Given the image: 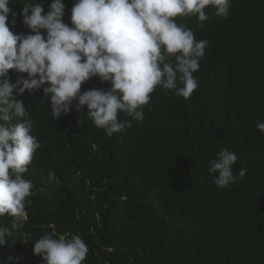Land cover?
Wrapping results in <instances>:
<instances>
[{
    "label": "trees",
    "instance_id": "trees-1",
    "mask_svg": "<svg viewBox=\"0 0 264 264\" xmlns=\"http://www.w3.org/2000/svg\"><path fill=\"white\" fill-rule=\"evenodd\" d=\"M27 2L10 4L14 33L30 31L20 15ZM37 2L46 12L52 0ZM62 2L70 25L75 0ZM205 11L204 22L175 18L209 42L197 89L186 100L157 86L143 120L119 114L131 123L123 132L108 137L86 108L52 119L42 88L14 93L41 147L23 174L34 185L27 219L0 245V264H42L32 244L47 233L79 235L89 247L83 264H264V0H230L227 19ZM20 76L9 71L11 82ZM109 87L93 77L81 92ZM224 148L237 156L234 175L247 171L221 189L208 166ZM11 222L0 217V227Z\"/></svg>",
    "mask_w": 264,
    "mask_h": 264
},
{
    "label": "clouds",
    "instance_id": "clouds-1",
    "mask_svg": "<svg viewBox=\"0 0 264 264\" xmlns=\"http://www.w3.org/2000/svg\"><path fill=\"white\" fill-rule=\"evenodd\" d=\"M12 2L0 0V217L12 218L10 227H0V245L16 239L14 233L27 219L34 185L23 174L41 147L31 134L30 115L14 93L42 88L52 119L86 108L93 125L111 137L131 126L119 120L120 113L143 120L141 109L157 86L186 100L197 89L193 74L209 42L197 41L175 18L195 15L204 22L209 7L218 17L230 15V0H75L70 26L63 22L62 0H52L46 12L34 0L21 9L22 23L30 30L22 34L10 30L9 17L16 15ZM15 23L13 18L10 24ZM10 70L26 77L11 82ZM93 77L110 87L81 92ZM256 128L264 133V122ZM236 161L228 148L209 161L208 172L217 174L213 183L218 188H229L245 176L246 168L234 175ZM48 182H58L54 172H49ZM32 245L42 264H83L89 253L85 241L70 233H47Z\"/></svg>",
    "mask_w": 264,
    "mask_h": 264
}]
</instances>
